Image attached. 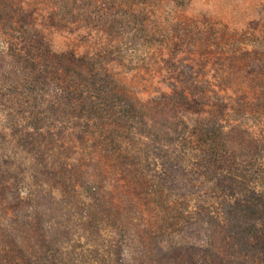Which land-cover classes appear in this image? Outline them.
<instances>
[{
  "label": "rangeland",
  "instance_id": "obj_1",
  "mask_svg": "<svg viewBox=\"0 0 264 264\" xmlns=\"http://www.w3.org/2000/svg\"><path fill=\"white\" fill-rule=\"evenodd\" d=\"M48 48L156 133L218 128L228 172L264 194V0H0V264H241L209 223L226 195L197 174L199 149L133 144L117 159L51 90L18 89L32 69L14 54L36 73ZM39 122L54 141L37 155Z\"/></svg>",
  "mask_w": 264,
  "mask_h": 264
},
{
  "label": "trees",
  "instance_id": "obj_2",
  "mask_svg": "<svg viewBox=\"0 0 264 264\" xmlns=\"http://www.w3.org/2000/svg\"><path fill=\"white\" fill-rule=\"evenodd\" d=\"M14 56L16 60L13 66L18 70L26 74L25 69H32L28 76L26 74V77L17 81L18 89L27 87L30 91H35V94L51 90L57 96L52 101L53 107L56 102L71 107L73 119L80 122L85 133L100 141L109 155L117 159L125 157L133 144H142L158 151L159 145L168 143L175 146L177 142L179 147L199 149L203 156L194 161L198 168L197 174L209 179L215 190H220L216 193L217 196L226 195L225 216L215 221L212 217L209 221L216 228L221 227L224 230L221 240L224 239V243L228 241L230 245L226 256L231 254L229 260L234 263L241 261V264L252 262L256 255H259L260 261L264 260V194L247 192L245 196L243 185L239 186V180L228 172V168L236 165L235 151L223 141L218 128L198 122L190 129L185 122L182 123L184 128L173 129L176 137L163 136L151 130L150 123L145 121L146 116L139 111L133 99L106 89L102 90L100 99L94 98L93 92L99 90L94 87L96 82L93 75L78 71L70 64L56 62L59 56L54 50H48V60L43 69H38L36 73L33 70V60H24V56L19 53ZM42 129L39 122L28 142V150L33 147V143L38 145L39 150L35 152L37 155L42 154L40 152L46 148L48 142L54 141V136L46 132L44 134ZM167 129L172 130L170 127ZM125 151L126 154L123 155ZM171 170L172 168H168L166 171L169 174ZM137 181L141 180L138 178ZM157 195L150 194L156 209ZM208 215L212 216L213 213L209 212Z\"/></svg>",
  "mask_w": 264,
  "mask_h": 264
}]
</instances>
